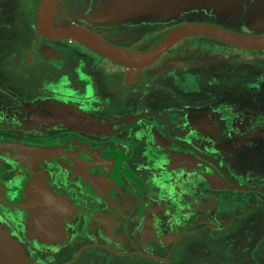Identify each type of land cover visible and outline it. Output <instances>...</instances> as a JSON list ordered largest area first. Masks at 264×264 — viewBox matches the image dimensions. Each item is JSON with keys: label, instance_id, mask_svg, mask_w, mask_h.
Returning a JSON list of instances; mask_svg holds the SVG:
<instances>
[{"label": "flooded vegetation", "instance_id": "flooded-vegetation-1", "mask_svg": "<svg viewBox=\"0 0 264 264\" xmlns=\"http://www.w3.org/2000/svg\"><path fill=\"white\" fill-rule=\"evenodd\" d=\"M263 11H260L262 15ZM201 16L175 23L169 30L185 22L208 23L201 20ZM6 17L5 14L2 18ZM214 25L242 33L264 34V29L256 31L254 28L258 26L254 24L247 26L248 32L228 25ZM37 35L38 38H31L35 40L33 52L38 57L36 48L47 43L53 44L56 57L64 60L67 50L62 51L61 46H57L60 45L58 39L45 37L39 30ZM12 38L13 28L0 20V57ZM217 43L235 47L240 52L244 49L223 40ZM248 49L255 55L264 52V49ZM212 50L228 51L225 48ZM102 57L99 64L116 67L101 77L102 116L83 111L79 106L41 109L25 101L19 92L12 91L13 88L0 79V115L3 117L6 112L7 100L12 104V100L22 98V106L28 108L29 116L23 123L10 122L12 115L0 119V176L4 178H0V264H173L171 255L175 243L200 233L206 226L193 223L205 216L194 215L199 209L193 204L202 190L214 194L215 206L206 216L217 224L221 223L219 217L225 219L222 224L227 225L231 224L230 215L234 212L247 213L245 206L252 200L237 188L257 191V199L264 202V187L253 180L242 185L236 183L226 167L231 160L241 165L237 152L230 148L243 149L249 138L264 136V77L256 79L242 71L241 59H235L234 66L217 62L212 66L196 62L187 65V60L174 65L173 62L170 69L162 66L144 74L137 73V67ZM126 78L131 80L126 84L131 85L124 96ZM65 110H77L102 120L108 124L107 130L102 133L84 130L70 119L66 123L57 120L54 124L43 119L47 114ZM29 123L34 126L28 127ZM69 143L73 144L72 149L68 148ZM42 147L51 148L43 152ZM29 152H34L35 158L28 160ZM157 153H162L160 168L150 164L154 159L159 161ZM43 155L48 156L41 158ZM78 163L91 165V168H76V172L72 165ZM39 170H44L40 172H44L46 181L30 191L34 171ZM80 171L91 172L95 179L91 182ZM104 172L108 178L102 183L96 177L97 173ZM223 178L234 186L225 183ZM18 179L20 181L16 182ZM212 181L216 185H212ZM55 197L60 198V211L46 218L49 214L43 209L51 207ZM32 201L42 208L39 219L35 217ZM231 202L238 207L227 214L223 211L224 205ZM216 208L221 211H215ZM44 216L47 222L43 223ZM144 224L156 226V239H146L140 232ZM190 224L195 230L182 229ZM262 224L263 211L253 216L251 224L243 221L240 231L251 242ZM227 226L214 230L224 231ZM260 239L264 240V232ZM191 259L198 263V259ZM176 261L193 263L186 257H177Z\"/></svg>", "mask_w": 264, "mask_h": 264}, {"label": "rangeland", "instance_id": "rangeland-1", "mask_svg": "<svg viewBox=\"0 0 264 264\" xmlns=\"http://www.w3.org/2000/svg\"><path fill=\"white\" fill-rule=\"evenodd\" d=\"M115 1L59 0L54 14L55 23L58 26L80 25L117 44H128L139 50L153 47L171 26L194 16L202 15L203 21L228 25L241 31L248 32L247 26L252 24L258 26L253 27L256 31L264 29L261 27L264 26V15L261 13L264 9V0ZM39 4L40 0H0L2 8L0 20L13 28V38L7 42L9 45L0 57V79L4 85L13 88L12 91L19 92L25 101L33 102L41 109L49 110L52 106L60 108L79 106L83 111L102 116L101 77L103 73L112 72L116 67L106 68L105 64H99V58L104 59L101 53L74 39H58L60 45L57 46H61L62 51L64 48L67 50L63 61L60 56L56 57L53 44L47 45L46 41L52 40L44 39L46 45L36 48L39 57H44L40 59L33 52L35 40L31 38H38ZM5 14L7 17L2 18ZM210 40L216 43L211 44L212 46L207 44L206 42ZM217 42L220 40L216 38L188 36L175 43L152 64L138 68L137 73L138 71L144 74L151 73L162 66H169L170 69L173 62L177 65L186 60L187 65L196 62L212 66L217 62L220 65L234 66L235 59H241L242 71L256 79L264 77V52L255 55L254 51L244 48L242 54L235 47ZM223 48L228 51L222 53L212 50ZM253 57L256 58L253 60ZM126 71L127 69L124 70L125 74ZM238 71H241L240 68ZM127 83H131V80ZM124 84V88H127L125 96L129 93L131 84L128 85L126 82ZM249 139L251 140L246 144ZM249 139L244 142L243 149L230 148L237 152V159L241 165L237 160H228L230 162H227L226 167L238 181L236 183L242 185L253 180L258 182L259 187H264V136H261V139L255 137ZM67 146L72 149L73 144L69 143ZM160 154L162 153L156 154L159 161L154 159L150 163L152 166L158 168L162 166L163 159ZM21 163L24 165L25 162ZM0 178L4 180L3 177ZM18 181L20 179L16 182ZM237 190L244 192L245 196L252 200L251 204L245 206L247 213L239 210L230 215L231 224L227 223L230 227L222 223L213 225L217 229L227 226L224 231L205 226L200 233L186 236L176 242L171 255L173 264H181L176 261L177 257H186L190 262H193L191 258L198 259V263L194 261L191 264H264V240L260 239L264 232V224L258 226L259 232L255 231L257 236L253 237L251 242L247 241L243 231H240L243 221L251 224L254 215L264 212V202L257 199V191H244L239 188ZM206 211V208L199 209L194 215L198 217L206 214ZM215 211L221 210L216 208ZM171 219L174 220L175 216L173 215ZM193 226L186 225L182 229L190 232L195 230ZM250 230L248 227L247 232L250 233Z\"/></svg>", "mask_w": 264, "mask_h": 264}, {"label": "water", "instance_id": "water-1", "mask_svg": "<svg viewBox=\"0 0 264 264\" xmlns=\"http://www.w3.org/2000/svg\"><path fill=\"white\" fill-rule=\"evenodd\" d=\"M58 1L59 0L40 1L37 15V26L42 35L51 39H74L91 47L102 55L128 67L139 68L151 64L175 43L191 35H207L239 47L264 49V34L242 33L204 22H185L179 24L169 30L165 36L151 48L145 50L128 49L113 44L104 37L80 25H55L54 12ZM67 111L70 110H65V112ZM77 112L80 117L84 119L83 123H81L76 117L66 116L59 120L65 123L69 119L75 123L78 122L80 124L78 125L79 128L88 131L102 133L107 130L108 124L106 122L95 119L94 117L80 111ZM55 114L56 112L45 115L43 117L44 121L50 124L56 123L58 119L54 120V117H50ZM42 148V151L46 150V147ZM222 180L228 185L234 186L227 179L223 178Z\"/></svg>", "mask_w": 264, "mask_h": 264}, {"label": "crops", "instance_id": "crops-1", "mask_svg": "<svg viewBox=\"0 0 264 264\" xmlns=\"http://www.w3.org/2000/svg\"><path fill=\"white\" fill-rule=\"evenodd\" d=\"M125 82L126 83L127 82H130L129 78L128 79L126 78ZM13 96H16V95L13 94ZM21 100H22V98L20 100H16V102H15V100H12V102H13L12 104L10 103V101L7 100V103H6L7 104L6 112H5V114H3L4 115L3 117H5V118L6 117H9L10 118L11 115H12V118H10V120H11L10 122H13V121H16V122L18 121L19 122L20 121V122L23 123L26 120H28L29 119L28 112L26 113V111L28 110V108H26L25 106H22V101ZM30 116L33 117V115H30ZM3 117H2V115H0V119L3 120ZM27 126L28 127H32V126H34V124L33 123H29V124H27ZM9 147L12 148V149L13 148H16V149L19 148L17 146L16 147L9 146ZM99 149H101V147ZM23 150L26 151L25 149H23ZM26 156H27V159L28 160H29V157L30 158H35L33 154H29V155L27 154ZM46 156H48V155H43V157H41V158H44ZM41 158H39V159H41ZM65 163H67L69 165L70 162H65ZM65 163H62V164L64 166H66ZM72 166H73L74 170H76V172H77V169H80V168H82V169H85V168L87 169L88 167L91 168V165L90 166L87 165V167H86V166L80 165L79 163H78L77 166H76V164L75 165L73 164ZM40 171H44V170H39V172H35L34 171L35 179H32V182L29 183V186L30 187H29L28 190H30V191L32 189L35 190V189H37L40 186V184L45 183V181H46V178L45 177L46 176H45L44 172H40ZM87 171H89V170H87ZM80 172H81L82 175H84L88 179H91V182L93 181V179H95V177H93V174L91 172H86V173L83 172V171H80ZM107 176H108V174L105 173V172L104 173H100V174L97 173V177L96 178L99 179V181L103 183L104 180H105V178H108ZM95 181H94V183H95ZM211 184L212 185L213 184L216 185L215 184V181H212ZM209 194H210L209 190H206V189L204 191L202 190V192H200V193L197 194V195H199L196 198L197 199V202H195L193 205L196 206L198 209H202V210L206 208L207 211H206V214H204L205 216L201 217L199 221H195L193 223H200V224L203 223L204 225L211 226L213 229H215L213 227V225H217V223L212 222V220L208 219L210 217H207L206 216L207 213L211 209H213L214 206H215L214 201H213L214 198H215L214 197V194H210V195ZM31 200H38V198H36V199L32 198ZM52 201H53V205L51 207H47V210L46 209H43V211L45 213L49 214V215H46V218L54 217V215L56 214V211L57 210L60 211V208H61L60 198L59 197L52 198ZM36 204H37L36 201H32L31 202V205H33L32 207H34L36 209L35 217L39 219L41 217V210H42V208H40L39 205H36ZM224 207H225L226 213L228 214V213H231L233 209L237 208L238 207V204L235 203V202H231V204L228 203V204L224 205ZM37 211H39L40 213L37 212ZM46 218H45V216L43 217V223L47 220ZM38 219H36V221ZM218 219H219L218 221L221 222V223H223V221L225 220V219H221L220 217ZM52 221H54V220H52ZM137 228H139V226H137ZM53 232H55V231H53ZM140 232H142L145 235L146 239H156L155 238V235H156V226H154V225H147V226H145V224H144L142 226ZM147 236H149V237H147ZM53 237L56 238L57 236L56 235H53Z\"/></svg>", "mask_w": 264, "mask_h": 264}, {"label": "bare ground", "instance_id": "bare-ground-1", "mask_svg": "<svg viewBox=\"0 0 264 264\" xmlns=\"http://www.w3.org/2000/svg\"><path fill=\"white\" fill-rule=\"evenodd\" d=\"M37 115H39L37 112H35ZM75 115H78V120L83 123L84 119L82 117H80V115L78 114V112L76 110H70V111H57L55 115L53 116H50V117H54L53 119L54 120H59V119H62V118H65L66 116L67 117H76ZM50 148H46V150H44L43 152H48Z\"/></svg>", "mask_w": 264, "mask_h": 264}]
</instances>
